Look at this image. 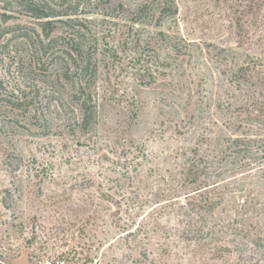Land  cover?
I'll return each mask as SVG.
<instances>
[{"label":"rangeland","instance_id":"374dc122","mask_svg":"<svg viewBox=\"0 0 264 264\" xmlns=\"http://www.w3.org/2000/svg\"><path fill=\"white\" fill-rule=\"evenodd\" d=\"M0 264H264V0H0Z\"/></svg>","mask_w":264,"mask_h":264},{"label":"trees","instance_id":"16d2710c","mask_svg":"<svg viewBox=\"0 0 264 264\" xmlns=\"http://www.w3.org/2000/svg\"><path fill=\"white\" fill-rule=\"evenodd\" d=\"M36 18H47L50 16H43L38 13H34ZM80 112H81V125L83 128H88L89 126L96 123L97 120V110L96 105L93 102L92 104H87L86 101L80 103Z\"/></svg>","mask_w":264,"mask_h":264}]
</instances>
